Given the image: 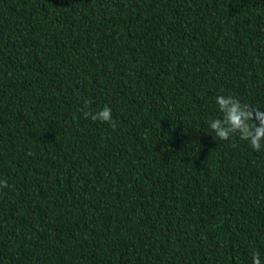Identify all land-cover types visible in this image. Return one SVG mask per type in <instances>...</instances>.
Wrapping results in <instances>:
<instances>
[{
    "label": "trees",
    "instance_id": "16d2710c",
    "mask_svg": "<svg viewBox=\"0 0 264 264\" xmlns=\"http://www.w3.org/2000/svg\"><path fill=\"white\" fill-rule=\"evenodd\" d=\"M218 95L264 110V0H0V264H264Z\"/></svg>",
    "mask_w": 264,
    "mask_h": 264
},
{
    "label": "clouds",
    "instance_id": "9594fccd",
    "mask_svg": "<svg viewBox=\"0 0 264 264\" xmlns=\"http://www.w3.org/2000/svg\"><path fill=\"white\" fill-rule=\"evenodd\" d=\"M89 103L90 101H85L86 105ZM216 104L221 115L208 121L215 137L228 141L238 136L240 140L248 142L256 152L264 148V110L247 103L242 104L233 95H218ZM83 116L85 119L90 117L93 121L99 120L115 126L112 110L107 105L94 114L84 111ZM7 187V182L0 180V190ZM252 264H261L259 253H252Z\"/></svg>",
    "mask_w": 264,
    "mask_h": 264
}]
</instances>
